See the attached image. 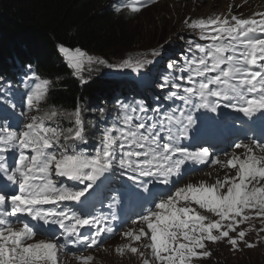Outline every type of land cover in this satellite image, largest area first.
<instances>
[{
	"label": "snow or ice",
	"instance_id": "6c2138e0",
	"mask_svg": "<svg viewBox=\"0 0 264 264\" xmlns=\"http://www.w3.org/2000/svg\"><path fill=\"white\" fill-rule=\"evenodd\" d=\"M142 3L147 6L132 0L117 11L138 13ZM185 23L207 43L188 41L191 55L182 65L168 64L187 75L162 77L158 87L168 90L162 97L167 105L159 96L155 106L143 99H117L116 114L98 129L91 151L80 145L89 143L88 126L95 125L86 124L79 101L72 111L54 105L42 109L53 81L27 66L26 110L0 116V264H62V254L77 264H92L94 256L65 249L102 248L116 231L114 209L122 201L135 202L141 211L132 221L139 227L121 233L129 242L115 249L118 256L131 254L142 264H196L211 257L209 244L226 242L233 251H240V244L257 246L246 236L264 233V141L236 142L234 148L243 152L224 159L204 144L220 127L209 114L221 108L242 114L246 119L233 120L242 127L251 121L264 128V11L249 18L217 15ZM58 52L81 84L88 82L83 73L95 64L139 73L154 63L128 57L110 65L63 44ZM189 140L198 145L194 150L183 143ZM208 164L228 171L214 183L181 186L195 166ZM105 202L109 212L100 211ZM257 219L259 229L252 226ZM38 234L44 238L37 240ZM142 249L149 250L147 255Z\"/></svg>",
	"mask_w": 264,
	"mask_h": 264
},
{
	"label": "trees",
	"instance_id": "16d2710c",
	"mask_svg": "<svg viewBox=\"0 0 264 264\" xmlns=\"http://www.w3.org/2000/svg\"><path fill=\"white\" fill-rule=\"evenodd\" d=\"M123 3L128 2L0 0V80L13 81L31 65L36 75L53 81L42 109L54 105L72 111L79 101L87 122H92L91 116L98 114V106L110 112L114 94L124 91L127 85L138 87L137 79L101 76L86 78L88 82L81 84L72 75V69L67 67L58 46L78 47L104 58L115 50L133 47L138 41L131 29L124 25L127 8L117 11ZM108 73H121V70ZM143 74L149 75V71L143 70ZM101 122L105 124L104 120ZM62 123L68 125L67 121ZM245 264H264V261Z\"/></svg>",
	"mask_w": 264,
	"mask_h": 264
},
{
	"label": "rangeland",
	"instance_id": "374dc122",
	"mask_svg": "<svg viewBox=\"0 0 264 264\" xmlns=\"http://www.w3.org/2000/svg\"><path fill=\"white\" fill-rule=\"evenodd\" d=\"M124 1H127L128 3L132 2V0ZM211 2L213 1L211 0ZM245 2L246 0H220L219 5H214L203 0L202 2H199V0H187L186 2H178V0H144V3H146L147 6L144 7L142 3L140 5L142 8L140 12L132 13L129 9L124 11V13H128L127 18L124 19V25L125 27L130 28L132 33L136 36V41H138L136 45L127 49L115 50L110 53V55H108V58H104L103 56H101L103 57L101 58L98 54H88L104 59L110 65H117L128 57L147 58L153 60V64L148 65L145 69H143L153 74L156 86L155 87L154 84H152L153 86L150 87V90H147L148 93H143L140 97L147 104V100L149 101L150 98L149 94L155 97L158 94L162 96L167 93L168 90L160 89L158 84L162 82V77L164 75H168L171 71H174L168 69V64L172 61H175L178 65H182L183 62L180 60L179 56L182 55V53L185 54V57L188 56V53L185 52V48L188 47L187 42L200 39L199 31L189 28L185 21L187 20L191 22L192 20L207 19L217 15L222 17L228 16L230 18V14L249 18L251 17V15H249L250 7H245ZM230 3H232V6ZM211 5L214 6V9L210 8ZM197 7L198 10L195 9ZM194 9L196 11H194ZM198 42L201 44L207 43V41L203 40H198ZM155 49H159L161 51L160 56L153 57L151 55L152 51ZM178 49L179 51L177 53L176 51ZM171 52H174L175 54H171ZM115 70L120 69L95 64L91 66L90 72L86 70L83 75L85 78L94 77L96 79L100 78L101 76L112 77L120 75L123 76L124 80H132L133 77L137 79V81H135L136 83L143 81L141 73L133 72L130 69L121 70V73H108V71L115 72ZM179 74L183 75L184 73ZM176 82H178V80ZM182 82L183 81H181V83ZM21 87L22 90L20 87L18 90L17 84L2 79L0 80V116L11 115L12 113H15L17 116H19L21 111L26 110L25 105L28 88H26L25 83H23ZM24 88L26 90H23ZM20 95H22L23 98H20ZM124 99L127 101L136 99V97L131 95ZM16 103H18V107L13 109L11 105H16ZM90 104L94 103L90 102ZM197 114L198 113H196V115ZM197 123L200 125L199 121ZM91 128L92 126H88V130ZM183 143L189 147V150H192L193 145L191 140L184 141ZM190 167L192 166L186 165V168ZM202 176L203 175L200 174L192 177L188 174L184 177V179H189L190 182L188 181V183H198L200 181L214 183L217 178H222L221 176L217 177V175L210 176L209 173L203 177ZM184 183L187 182H183L181 186ZM138 212H140V208L136 204L127 207V209H125L124 215L121 217V221L123 223H128L133 216L135 217L138 215ZM135 220H138V217L135 218ZM130 225L127 226L123 231H127L130 228L139 227V225L134 223H130ZM252 226L255 229H259L261 224L257 219L252 222ZM241 227H248V225H242ZM123 231H121V233ZM121 233L111 236L108 240L106 239L102 248L100 249L88 252L86 254L81 250L72 252L76 253L77 255L94 256L95 259L92 264H142V261L138 257L132 256L131 254H126L123 257L116 254L115 249L117 247L129 242L121 236ZM261 237H264V233H259V235H257L256 231H250L246 236V240L249 242H257V246L249 249L245 247L244 244H240V251H233L231 246L227 245L226 242H221L217 245L209 244L208 248L212 252L211 257L197 261L196 264H245L263 262L264 239H261ZM142 250H144L145 254L147 255L149 250ZM65 251H68V249H65ZM64 264H77V262H73L68 259Z\"/></svg>",
	"mask_w": 264,
	"mask_h": 264
},
{
	"label": "bare ground",
	"instance_id": "6f19581e",
	"mask_svg": "<svg viewBox=\"0 0 264 264\" xmlns=\"http://www.w3.org/2000/svg\"><path fill=\"white\" fill-rule=\"evenodd\" d=\"M181 1H183V2H186L187 0H178V2H181ZM203 1H206L207 3H212V4H214V5H219L220 4V0H212L213 2H211V0H203ZM222 1V0H221ZM228 1V0H227ZM233 1H239V0H233ZM143 2H144V0H143ZM199 2H202V0H199ZM196 3V2H195ZM230 5L232 6V3H230ZM244 6L245 7H247V6H249L250 7V13H249V15H251V16H253L256 12H262V11H264V0H246V2H245V4H244ZM210 8L211 9H214V6L213 5H211L210 6ZM196 10H198V7L197 8H195ZM194 9V11H196ZM240 18H244V17H242V16H239ZM198 40H200V39H195L193 42L194 43H198V44H201V43H199L198 42ZM201 45H204V43H202ZM185 52L186 53H188V56H190L191 55V53H189L188 51H187V48H185ZM178 51H179V49L176 51L177 53H178ZM184 57H185V54L184 53H182V55H180L179 56V58H180V60H182V62H184ZM168 67V66H167ZM166 67V68H167ZM159 73V72H158ZM171 73H172V75L173 76H180V74H179V72H176V71H171ZM183 75H187V74H183ZM177 83H181V81L180 80H178V82ZM184 82H182L181 84H183ZM147 86H149V87H151V86H153L151 83H149V84H147ZM155 86V85H154ZM156 87V86H155ZM147 90H148V88H147ZM149 91V90H148ZM15 96V95H14ZM167 101H164V104L165 105H167ZM177 103H179V102H177ZM153 106H155V105H153ZM230 111H232L230 108L229 109H225V108H221V109H219L218 110V113L216 114V116H214L215 118H216V120L217 121H220L221 122V120H222V118L223 117H228L229 115H230ZM107 115V117H109V116H114L113 114H106ZM197 115H199V113L197 114ZM209 115H211V114H209ZM104 121H105V123L107 122V120H106V118L105 119H103ZM197 128H199L200 127V125L197 123ZM196 133H195V129L193 130V132L192 133H190V136H192V135H195ZM211 139H218V140H220L221 139V136L219 135V133L217 132V131H215V133L211 136ZM229 141H227V143H228ZM230 143V142H229ZM192 145L193 146H198V145H194L193 143H192ZM231 144H227L226 145V148L225 149H227L229 146H230ZM226 153V152H225ZM227 154V153H226ZM211 171H214V169L213 170H211ZM187 182L188 183V181H189V179L187 180L186 178L182 181V183L183 182ZM190 182V181H189ZM201 182V181H200ZM181 183V184H182ZM161 187H163V186H161ZM128 203H129V205H131V204H133V201H127ZM135 203V202H134ZM105 204H106V202H105ZM102 209L103 208H100V211H102ZM110 210L107 208L106 209V211L105 212H109ZM114 211H115V213L116 214H118V209L117 208H115L114 209ZM140 211H141V209H140ZM139 213V212H138ZM138 217V215L136 216V218ZM118 218V217H117ZM130 223H132V222H130ZM130 223H128L127 225H126V227L127 226H129L130 225ZM114 224V223H113ZM22 226V225H21ZM122 226H124V225H122ZM130 226H132V225H130ZM125 227V228H126ZM122 228V227H121ZM120 228V229H121ZM121 231V230H120ZM42 236V235H41ZM112 236V235H111ZM110 236V237H111ZM110 237L109 238H107V240L108 239H110ZM42 238H44L43 236L40 238V239H42ZM39 240V239H38ZM105 244H106V242H105ZM95 250H97V248L95 249Z\"/></svg>",
	"mask_w": 264,
	"mask_h": 264
},
{
	"label": "water",
	"instance_id": "95a60500",
	"mask_svg": "<svg viewBox=\"0 0 264 264\" xmlns=\"http://www.w3.org/2000/svg\"><path fill=\"white\" fill-rule=\"evenodd\" d=\"M262 131H264V129H261ZM259 137V136H258ZM264 137V136H263ZM227 138H228V136H225V138H224V140H225V142H227ZM260 138V137H259ZM261 139V138H260ZM229 141V140H228ZM232 152H236L237 154H240L241 152H243V150H233V151H231V153ZM221 158V157H220ZM222 159H224V158H222ZM213 168L214 167H212L211 165L210 166H206V167H203V169H202V171L200 172V173H198V174H194V175H192V177H194V176H197V175H203V176H205V175H207L208 174V172H207V169L208 170H213ZM221 171H222V169H220L219 167H217L216 169H215V172L214 173H209V175L210 176H212V175H217V177L218 176H221L222 178H223V176L225 175V174H222L221 173ZM224 171V173L226 172V171H228V170H223ZM202 176V177H203ZM221 178V179H222ZM122 231V230H121Z\"/></svg>",
	"mask_w": 264,
	"mask_h": 264
},
{
	"label": "clouds",
	"instance_id": "9594fccd",
	"mask_svg": "<svg viewBox=\"0 0 264 264\" xmlns=\"http://www.w3.org/2000/svg\"><path fill=\"white\" fill-rule=\"evenodd\" d=\"M95 249H96V248H93V249H91V250L85 251V254L88 253V252H92V251H94Z\"/></svg>",
	"mask_w": 264,
	"mask_h": 264
}]
</instances>
